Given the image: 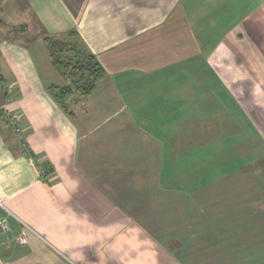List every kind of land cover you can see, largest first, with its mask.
<instances>
[{"label": "crops", "instance_id": "1", "mask_svg": "<svg viewBox=\"0 0 264 264\" xmlns=\"http://www.w3.org/2000/svg\"><path fill=\"white\" fill-rule=\"evenodd\" d=\"M210 2L1 0L0 264H264V0ZM71 28L105 74L69 114Z\"/></svg>", "mask_w": 264, "mask_h": 264}, {"label": "trees", "instance_id": "2", "mask_svg": "<svg viewBox=\"0 0 264 264\" xmlns=\"http://www.w3.org/2000/svg\"><path fill=\"white\" fill-rule=\"evenodd\" d=\"M41 41L48 51L53 69L64 80L62 85L50 84L47 91L71 114L70 98L74 95L88 96L105 70L76 28L56 34L45 33Z\"/></svg>", "mask_w": 264, "mask_h": 264}, {"label": "rangeland", "instance_id": "3", "mask_svg": "<svg viewBox=\"0 0 264 264\" xmlns=\"http://www.w3.org/2000/svg\"><path fill=\"white\" fill-rule=\"evenodd\" d=\"M204 1H206V3H204ZM223 1H225V0H221V2H223ZM197 3L200 4V5H196V6L198 8H200V10H203V13L205 14L204 17L209 16L210 10L208 9V6H210L212 2H210V0H197ZM216 8H218V9H217V13L214 15V17L207 18V19L203 20V22L205 21V23L210 25L208 27V29H214V27H219L220 29L228 27V26L229 27L230 26L235 27L234 24L237 23V19H240L243 16V14H241L239 11H236V13L233 12V3L232 4L221 3V4L216 5ZM226 10H227V13L225 15ZM213 24H215V25H213ZM220 39H221V37H215V36L213 37V40L215 42L220 40ZM30 51L33 53V49H31ZM54 72L56 75H58L55 70H54ZM238 181L239 182H245V180H238ZM258 182H259V184L256 181H254L253 186H257V188L264 187L263 186L264 180H259ZM255 183H257V185H255ZM261 196L264 197V194Z\"/></svg>", "mask_w": 264, "mask_h": 264}, {"label": "built area", "instance_id": "4", "mask_svg": "<svg viewBox=\"0 0 264 264\" xmlns=\"http://www.w3.org/2000/svg\"><path fill=\"white\" fill-rule=\"evenodd\" d=\"M18 117L16 115H11L8 117L7 125L13 127L14 131L20 132L21 128L18 126ZM1 204V201H0ZM8 223L6 218L0 217V230L2 232H6L8 230Z\"/></svg>", "mask_w": 264, "mask_h": 264}]
</instances>
